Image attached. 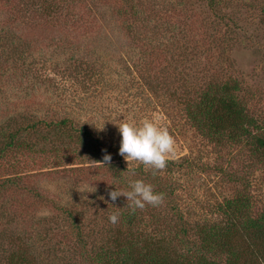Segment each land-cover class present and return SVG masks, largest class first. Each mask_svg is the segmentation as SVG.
I'll list each match as a JSON object with an SVG mask.
<instances>
[{
    "label": "rangeland",
    "instance_id": "obj_1",
    "mask_svg": "<svg viewBox=\"0 0 264 264\" xmlns=\"http://www.w3.org/2000/svg\"><path fill=\"white\" fill-rule=\"evenodd\" d=\"M262 1L0 0V264L13 255L96 264L127 232L156 235L175 221L165 202L137 209L136 226L120 221L127 198L109 192L143 180L119 154L126 121L154 120L174 136L176 164L163 173L173 175L190 226L217 220L218 206L242 189L220 168L244 173L253 215L262 210L264 163L244 141L202 137L185 115L200 91L231 76L264 130ZM74 127H86L111 160L95 162ZM11 132L17 143L4 148Z\"/></svg>",
    "mask_w": 264,
    "mask_h": 264
},
{
    "label": "trees",
    "instance_id": "obj_2",
    "mask_svg": "<svg viewBox=\"0 0 264 264\" xmlns=\"http://www.w3.org/2000/svg\"><path fill=\"white\" fill-rule=\"evenodd\" d=\"M216 0H209L214 5ZM264 16V0L261 6ZM23 55V53H22ZM238 83L228 76L221 83L209 85L200 91L198 98L192 105L185 106L188 122L194 126L199 135L215 143L242 142L250 146L255 156L264 163V130H260L259 122L248 115L247 106L238 96ZM254 128H256L254 130ZM253 129V130H252ZM82 146L94 157L95 162L103 163L108 148L102 147L100 140L93 137L86 127L73 129ZM16 132L8 135L3 147H12ZM224 139V140H223ZM6 143V144H5ZM176 164L170 159L164 170L155 176L151 170L145 171L139 164L135 169L139 178L151 184L156 193L163 194L173 223L159 230L156 235L131 234L110 249L100 250L93 260L96 264H262L264 248L260 249L259 242L264 244V207L256 216L253 215L249 196V182L244 173L234 174L224 168L219 170L227 176L237 179L242 189L226 198L219 206V218L215 221L190 226L183 211L179 208L173 183V175L163 173ZM125 168V167H124ZM133 170V169H132ZM123 171V170H121ZM119 172V176L123 172ZM130 172H132L130 170ZM134 172V171H133ZM3 182H0V188ZM122 203L119 211L120 221L124 225L133 227L142 222L138 210L134 213ZM72 216V226L81 228L79 218ZM153 228L159 223V217L154 213ZM242 239V241H240ZM9 264H28L21 255H13Z\"/></svg>",
    "mask_w": 264,
    "mask_h": 264
},
{
    "label": "clouds",
    "instance_id": "obj_3",
    "mask_svg": "<svg viewBox=\"0 0 264 264\" xmlns=\"http://www.w3.org/2000/svg\"><path fill=\"white\" fill-rule=\"evenodd\" d=\"M103 130L102 127H97ZM118 130L121 134L119 154L128 162H137L144 166L145 171L151 170L155 176L158 171L166 168L170 159L176 155L175 138L166 127L159 126L154 120L143 119L136 124L134 122H123L118 124ZM104 161H110L111 155L105 153ZM130 190H113L109 192L112 201L117 197L127 198L128 207L134 213L137 209L143 210L146 205L153 207L160 206L163 203V194L156 193L151 184L137 179L129 181ZM80 192H95V187L84 186L78 189ZM47 212H38L37 217L48 215ZM118 214H111L109 221L113 224L118 222ZM264 264V261H262Z\"/></svg>",
    "mask_w": 264,
    "mask_h": 264
}]
</instances>
